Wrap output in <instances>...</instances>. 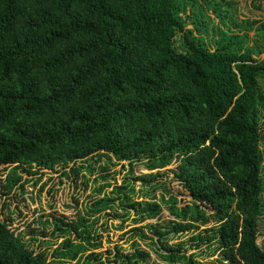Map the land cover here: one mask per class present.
<instances>
[{
  "label": "trees",
  "instance_id": "obj_1",
  "mask_svg": "<svg viewBox=\"0 0 264 264\" xmlns=\"http://www.w3.org/2000/svg\"><path fill=\"white\" fill-rule=\"evenodd\" d=\"M188 6L186 0H0V169L11 168L5 188L11 192L26 168L64 167L69 178L115 160L157 172L126 178L123 189L114 188L116 197L55 224L63 243L51 257L0 221V264H107L93 253L101 248L95 226L101 214L118 209L133 212L134 224L147 223L150 235L140 228L129 235L148 242L166 264H195L198 253L169 246L188 233H196L190 242L200 253L206 248L226 264H264L257 244L264 64L221 31L212 47L194 36L202 33L197 17L189 19L195 31L186 30L180 15ZM258 30L264 34V25ZM168 172L189 198L183 207L164 181ZM136 181L143 196L134 199ZM157 191L173 219L164 226L149 224L162 211ZM134 245L131 255L116 250L113 262L147 264L150 255Z\"/></svg>",
  "mask_w": 264,
  "mask_h": 264
},
{
  "label": "rangeland",
  "instance_id": "obj_2",
  "mask_svg": "<svg viewBox=\"0 0 264 264\" xmlns=\"http://www.w3.org/2000/svg\"><path fill=\"white\" fill-rule=\"evenodd\" d=\"M186 1L189 6L185 9V14L180 15L187 22L186 30H194L196 24L189 19L197 17L199 19L197 25L201 26L202 33L193 32L194 36L202 35L212 47L221 31L229 38L242 42L244 44L241 46L242 51L251 53L257 64H264V34L258 30L264 25V0ZM259 87L264 102V76L260 79ZM260 138L261 151L264 153V119L261 120ZM142 161L146 162L145 159ZM170 169L174 170L175 167L172 166ZM10 170L11 168L0 169V221L15 234H21L31 250L46 251L49 257L63 243V240L55 238L53 227L55 224L61 226L62 223L77 220L78 213H84L88 206L97 199L116 197L114 188L123 189L126 178L133 181L139 177L157 173L146 171L140 163L131 168L127 162L118 163L115 160L111 163L105 160L96 162L93 168L88 169L89 171L82 170L77 177L70 174L69 178L64 174V171L68 172L69 169L64 167L55 168L52 171L26 168V172L22 169L18 170L21 182L9 192L5 185ZM164 171L167 170L161 172ZM262 178L264 179V162ZM164 181L176 197L179 207L189 202L187 194H184L178 183L173 181L171 172H168L167 180ZM133 183L136 195L134 199H137V195L143 196V189L140 187V182ZM98 189L103 190V193L99 195ZM161 194L160 191L154 193L158 203H161ZM141 201L143 200L138 202ZM161 208L159 220L150 221L149 224L164 226L169 220L173 221L163 203H161ZM106 213V215L99 216V221L95 226L101 237V248L93 251L94 254L102 257L103 262L115 264L113 257L116 250L124 254H133L137 249L134 243L137 242L138 249L150 255L147 264H166L149 249L148 242H140L129 235L133 228H140L149 234L144 228L147 223L134 224V213L131 212L127 216L121 209ZM203 229L200 228L199 231ZM195 234L188 233L180 240H169V246H179L180 252L186 256H195L198 253L199 256L194 258L195 264H226L217 254L212 255L206 248L201 249L203 254L200 253L190 242V238ZM257 244L264 250V215L261 216L259 223ZM88 254H85L83 260Z\"/></svg>",
  "mask_w": 264,
  "mask_h": 264
}]
</instances>
